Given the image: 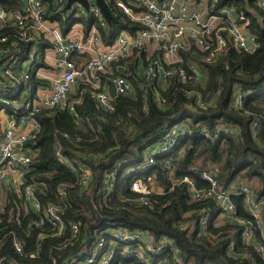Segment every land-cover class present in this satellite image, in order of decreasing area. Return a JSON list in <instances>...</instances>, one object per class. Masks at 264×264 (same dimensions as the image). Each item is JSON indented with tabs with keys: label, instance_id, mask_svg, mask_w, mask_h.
<instances>
[{
	"label": "trees",
	"instance_id": "1",
	"mask_svg": "<svg viewBox=\"0 0 264 264\" xmlns=\"http://www.w3.org/2000/svg\"><path fill=\"white\" fill-rule=\"evenodd\" d=\"M44 1L46 18L57 24L64 35H69L73 26L79 24L84 37L97 32L107 47L113 46L123 31L135 37L144 28L142 21L125 13L118 4L125 2L136 14L143 10L141 0H105L112 15L109 21L106 19V26L93 14L69 15L64 5L55 0ZM22 6L23 0H0V8L5 11ZM229 6L236 7L248 19V29L259 43L254 52L237 49L229 41L225 55L206 61L209 50L188 41L186 49L167 60L162 45L146 43L133 47L121 60L107 64L98 72L97 86L79 77L66 106L41 109L37 114L39 132L27 142L34 156L26 179L39 188L43 203L61 205L66 220H83L91 234L96 228L125 226L134 231H149L155 239L166 235L179 248L181 264H264V255L257 246L244 240V225L220 221V210L214 201H195L188 186L179 184V180L190 177L196 186L206 187L208 183L202 179L201 172L211 170L227 188L241 182L254 185L258 199L263 200L260 221L264 225V9L258 0H218L216 9ZM3 34L13 39L16 32L3 26L0 35ZM39 42L43 50L35 67L46 68L45 51L53 44L44 33ZM30 48L31 44L21 43L20 49L25 54ZM76 58L80 65L90 56L76 55ZM193 66L204 73L203 79L195 75ZM151 67L154 71L150 76ZM181 68L187 72V80L179 77ZM165 69L176 72L163 79ZM118 76L131 82L133 93L117 94L113 99L114 110L107 111L92 93L108 87ZM44 82L40 76L32 75V94ZM25 86L22 84L14 92L3 91L0 96L21 101ZM238 95L242 97L240 105L234 102ZM160 99L165 102L161 103ZM70 104L74 105V111L70 110ZM181 122L191 132L179 135L168 154H154L151 164V150L164 144L167 135H175L173 128ZM255 122H259L257 135L253 133ZM59 156L68 159L69 165ZM86 170L89 175L85 185ZM114 172L115 177L109 178ZM133 176L139 179L151 176L153 186L162 192L143 195L134 191ZM60 187L65 188L70 206L57 198ZM0 195L7 197L3 206L5 215L12 208L22 206L19 194L13 189L1 187ZM142 197L149 205L140 201ZM232 198L238 218L251 221L254 237L264 247V226L261 228L259 219L248 211L245 196L238 194ZM204 211L211 216L203 229L199 222ZM0 228L1 234L9 232L3 247L9 258L23 260L12 246L13 234L24 243L26 253L34 248L36 234L27 236L25 224L3 220ZM62 240H48L42 254L32 261L49 263L55 254L62 264L64 257L73 251L72 246L64 242L50 250ZM246 253L250 257H245ZM115 261V264H130V261L143 264L136 256L118 255Z\"/></svg>",
	"mask_w": 264,
	"mask_h": 264
},
{
	"label": "built area",
	"instance_id": "2",
	"mask_svg": "<svg viewBox=\"0 0 264 264\" xmlns=\"http://www.w3.org/2000/svg\"><path fill=\"white\" fill-rule=\"evenodd\" d=\"M55 1L64 5V11L69 15L93 14L102 26H106V18L97 4L89 3V8H86L74 3L66 9L68 0ZM141 2L143 10L136 14L130 5L123 1L118 2L125 13L142 21L144 28L135 37L123 31L115 44L110 47L103 45L97 32H92L87 37L64 35L57 24L49 22L46 18L47 4L44 0H23V6L13 11L0 8V28L9 26L16 32L13 39L7 34L0 35V93L7 90L14 92L20 90L22 84L27 85L21 91V101L0 96V111L9 115L6 125L0 119V188L13 189L19 194L18 199L22 201V206H18L16 210L12 208L8 215H5L3 206L7 197L0 195V222L6 220L23 223L26 225L27 236H31V233L36 234L34 248L29 250V253L25 252V245L19 237L13 234L12 246L15 253L17 252L23 260L13 257L11 259L3 251L9 232L1 234L0 228V264H60L55 254H52L49 263L32 261L42 254L45 243L55 238H63V240L60 244L51 246L50 250L61 247L64 242L73 248V251L64 257L62 264H115L118 255L129 258L136 256L143 264H181L179 248L166 235L155 239L149 231H134L125 226L96 228L95 233L91 234L89 226L83 220H66V211L61 205L43 203L39 188L36 184L27 183L26 179V173L32 165L34 156V151L27 146V142L40 129L37 114L43 108L66 106L69 93L79 77L83 76L97 86L98 72L103 71L107 64L121 60L129 55L133 47H142L146 43L155 42L162 45L165 58L170 59L186 49L189 45L188 41H193L202 49L209 50L204 58L206 61H213L225 55L230 42L237 49L246 52H254L259 45L256 37L248 29V19L238 13L234 6L216 9L218 0H141ZM258 5L264 9V0H258ZM214 32L215 38L212 36ZM43 33L51 39L52 48L57 54L56 78L52 82L49 80L52 87L49 91L46 86L41 85L36 94H32L30 84L32 75L41 77L40 68L35 67V62L38 61L39 53L43 50L42 43L39 42ZM21 43L31 44L28 54L20 49ZM84 54H88L90 58L79 65L76 55ZM153 71L151 67L148 74L151 76ZM192 71L198 78H203L204 73L198 66H193ZM175 72L172 69H165L162 78L167 79ZM178 75L182 80L189 78L182 68L178 70ZM112 84L115 86L116 95L133 93V85L124 76L113 78ZM92 95L103 109L114 110L113 99L116 95H112L108 88L93 92ZM241 98V95H238L234 102L240 105ZM160 100L161 103L165 102V99ZM6 106L10 109L7 110ZM69 107L71 111L75 110L73 104ZM258 125L259 122L254 123V135H257ZM173 131L175 135H167L164 144L151 150L149 158L151 164L154 161V154H168L177 142V137L190 133L191 129L181 122L175 125ZM59 157L63 163L69 165L68 159ZM115 174L114 172L108 177L114 178ZM88 175L89 171L86 170L83 179L85 185ZM201 177L208 183L206 187L196 186L190 177L179 180V184L185 183L188 186L195 201L212 200L225 219L244 225V240L247 243H254L264 255V247L259 245L254 237L251 221L238 218V211L232 198L233 195L243 194L248 211L259 219V226L262 228L264 225L260 221V211L263 200L258 199L252 185L241 182L227 188L219 183L216 172L211 170H203ZM131 187L143 195L152 191L161 192L153 186L151 176H147L146 179L133 176ZM57 193L59 196L57 198L68 206L71 205L69 197H65L64 187L58 188ZM140 201L149 205L145 197ZM151 207L155 205L152 204ZM210 216V213L203 212L199 222L203 229L207 226ZM66 232L69 234L65 235ZM154 256L158 258L153 259ZM245 257L248 258L250 255L246 253ZM130 264L138 263L130 261Z\"/></svg>",
	"mask_w": 264,
	"mask_h": 264
},
{
	"label": "crops",
	"instance_id": "3",
	"mask_svg": "<svg viewBox=\"0 0 264 264\" xmlns=\"http://www.w3.org/2000/svg\"><path fill=\"white\" fill-rule=\"evenodd\" d=\"M88 1L91 5L96 4L95 0H88ZM69 33H70V35L76 36V37H82L83 36L82 31H81V27H79V24H75ZM56 56H57V54L53 48H47V50L45 51V58H46V63L48 66L46 68L45 67H39L40 68L39 74L41 75V78L44 79V77H45V82L43 85L47 87L48 91L52 88L51 82L55 76ZM106 88H108V90L110 91V93L112 95H113V90L116 91L115 86L113 84L109 85ZM8 118H9L8 113H4V111H0V119L2 121H4V123H3L4 125H6V123H7L6 121L8 120ZM161 192H162V190H161ZM220 218L222 220L224 217L222 215H220L219 219ZM223 221H224V219H223Z\"/></svg>",
	"mask_w": 264,
	"mask_h": 264
},
{
	"label": "water",
	"instance_id": "4",
	"mask_svg": "<svg viewBox=\"0 0 264 264\" xmlns=\"http://www.w3.org/2000/svg\"><path fill=\"white\" fill-rule=\"evenodd\" d=\"M95 2L100 7L103 13V16L109 21L112 15H111V12L108 10L106 1L105 0H95ZM74 3H79L86 8H89L90 6L88 0H68L66 3V9L70 8ZM113 95H116V92L114 90H113Z\"/></svg>",
	"mask_w": 264,
	"mask_h": 264
},
{
	"label": "rangeland",
	"instance_id": "5",
	"mask_svg": "<svg viewBox=\"0 0 264 264\" xmlns=\"http://www.w3.org/2000/svg\"><path fill=\"white\" fill-rule=\"evenodd\" d=\"M173 58H175V57H173ZM170 59H172V58H170ZM167 60H169V58H168ZM49 71H50V70H49ZM54 78H56V75L54 76ZM202 79H203V78H202ZM163 84H164V85H163ZM161 86L164 87V86H165V82H162V83H161ZM73 88H74V87H73ZM252 187H254V185H252ZM157 188H158V187H157ZM158 190L160 191L161 188H158ZM223 219H224V221H229L228 219H225V218H223ZM223 219H222V220H223ZM220 220H221V218H220ZM222 220H221V221H222Z\"/></svg>",
	"mask_w": 264,
	"mask_h": 264
}]
</instances>
